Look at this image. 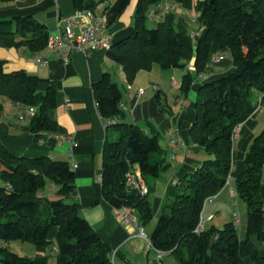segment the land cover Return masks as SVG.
<instances>
[{
	"label": "trees",
	"instance_id": "obj_1",
	"mask_svg": "<svg viewBox=\"0 0 264 264\" xmlns=\"http://www.w3.org/2000/svg\"><path fill=\"white\" fill-rule=\"evenodd\" d=\"M165 0H137L134 14L135 33L115 43L108 56L132 83L141 70L154 64L168 68H186L195 59L202 73L211 59L213 45L228 48L236 70L226 76L201 84L195 102L196 119L190 128L194 144L212 156L194 172L168 187V202L157 214V224L150 237L159 252H171L181 264H244L239 251V234L234 222L223 227H196L205 200L227 184L232 169L233 133L256 109L255 92L264 99V0H170L185 9L197 7L199 19L205 21L196 44L188 34L160 22L147 26L149 9ZM78 9L104 12L110 0H77ZM47 26L34 15L0 18V47H27L33 53L45 50L49 38ZM0 59V98L19 106L34 108L31 131L55 133L58 122L52 117L57 106V89L41 83L49 80L25 69L5 70ZM190 72L183 76L181 91L192 85ZM99 113L107 126L114 127L115 139L107 137L100 170L103 193L116 209L129 208L145 224L155 215L150 190L146 195L129 190L125 179L138 167L142 176L158 177L168 163L162 157L161 135L146 132L136 123L125 120L120 103L119 84L105 72L94 84ZM1 107V106H0ZM0 159L13 165L2 173L7 184H0V240L30 243L36 254L29 256L0 248V264H48L49 235L58 228L56 264H111L112 248L102 241L87 218L81 214L75 171L65 160L50 156H14L0 138ZM246 168L237 177L235 191L247 204L246 243L256 264H264V255L251 240L256 235L264 241V206L257 198L264 176V128L254 139L245 157ZM48 180L56 187L55 197L40 196Z\"/></svg>",
	"mask_w": 264,
	"mask_h": 264
},
{
	"label": "crops",
	"instance_id": "obj_2",
	"mask_svg": "<svg viewBox=\"0 0 264 264\" xmlns=\"http://www.w3.org/2000/svg\"><path fill=\"white\" fill-rule=\"evenodd\" d=\"M193 1L197 4L200 0ZM173 3L175 4L173 9L164 11H157L155 6H152L148 11L149 13L154 11V13L152 17H148L147 26H149L148 22H151L153 27L160 22H165L177 31L190 35L195 45L206 23L199 19L200 10L197 7L185 9L178 2ZM136 5L137 0H110L108 3L102 13L103 30L111 36L112 43L135 33ZM78 11L77 0H0L1 19L32 14L47 26L49 34L61 30L67 20L75 17ZM196 34L198 36L194 38ZM39 54L47 58L46 64L37 63L36 56ZM0 59L5 60L4 67L8 72L25 69L31 74L49 80L41 83L39 89L45 91L48 86L57 89V106L52 111V117L58 122L57 133L76 140L75 145L55 141L41 143L38 135L31 131L30 119H18L23 107L1 97L0 138L9 152L14 156H50L53 159L77 163V167L74 168L77 195L70 197L69 201L80 204L81 214L89 220L102 241L116 251V255L111 257V264H181L171 252H159L152 247L150 243L152 233L146 236V239L147 237L149 239L148 244L140 235V221L137 225L126 222L120 215V211L116 210L104 196L100 170L103 164L105 141L109 137V128H107L106 120L99 113L94 84L105 72H108L111 78H117L114 77L115 73H112L117 68L126 82L125 92L122 91L123 102L127 105L125 120L138 124L150 134L158 132L164 140V144H161L164 151L162 157L166 158L168 166L158 177L152 179V183H149L148 178L145 179L151 198L156 205L158 188H161L159 192L161 194L162 191L167 192L169 186L194 172L203 164V161L212 157L201 146L192 142L190 128L196 119L195 102L201 84L236 70L229 49H221L213 45L211 59L202 73L197 72L193 58L183 69H165L159 64H154L150 70H141L132 83L127 82L120 65L109 58L107 50L94 46H91L87 52L74 51L68 62L61 60L49 50L33 53L24 46L0 47ZM187 72L191 73L193 82L189 91L183 93L181 85L183 76ZM127 84L131 85L130 90L127 89ZM141 88L143 93L137 98V92ZM253 101L257 105L256 109L239 125L234 137L229 180L204 209L205 219L213 215V218L206 222L207 228L211 226L220 228L226 223L234 222L236 210L231 211L229 208L232 203L238 205V200L233 202L232 200L239 196L232 190L237 177L246 168L247 152L256 136L264 128V99L258 93ZM174 137L179 138L180 148L172 155L169 141ZM13 167L0 159V184H7V179L2 172L12 170ZM135 168L138 167L135 166ZM55 191L56 187L52 183L48 193L42 191L39 195L53 198ZM257 198L264 206V176ZM168 201L166 196L158 212ZM238 215L239 222L236 227L237 231L240 227V232L238 231L240 255L244 264H256L246 243L248 212L243 224L240 212ZM57 231L58 228L54 227L49 235L54 254L58 248ZM251 240L264 255V241L256 235H252ZM146 247L149 249L146 257L140 258L139 253L141 250L143 253ZM30 249L31 252L26 254L34 256L35 251Z\"/></svg>",
	"mask_w": 264,
	"mask_h": 264
},
{
	"label": "built area",
	"instance_id": "obj_3",
	"mask_svg": "<svg viewBox=\"0 0 264 264\" xmlns=\"http://www.w3.org/2000/svg\"><path fill=\"white\" fill-rule=\"evenodd\" d=\"M175 4L170 0H165L160 2L155 6L157 11H164L173 9ZM101 8L98 13L91 10H79L78 14L75 17L69 18L65 26L56 33L49 35L46 50H49L61 60L68 62L70 61L71 55L74 51H84L94 46L96 48H102L109 50L112 46L111 36L104 32L103 30V15L101 13ZM154 11L148 13V17L153 16ZM80 29V31H77ZM198 34L194 36L197 37ZM37 63L44 65L47 63V58L41 54L36 56ZM127 89H131V85L127 84ZM143 93V89H139L136 97L139 98ZM122 110H127V105L125 102L120 103ZM35 114L34 108L25 107L19 113L18 119L23 120L26 118H32ZM112 121H106V125L111 124ZM239 126H237L233 133V138L235 137ZM39 141L41 143H49L55 141L57 143L69 142L72 145L76 144V140L61 133H51V132H41L38 134ZM180 148V140L178 137L171 138L169 141V149L172 155ZM71 167L74 169L77 167L76 162L70 163ZM229 180V179H228ZM126 187L129 190L139 192L142 195H146L149 192L148 184L145 178L142 176L138 168L132 169L125 179ZM235 193V189L232 190ZM215 198V195L208 197L203 206V211L200 215L199 223L196 227L197 232L204 230L207 220H211L213 215L209 216L207 219L204 218V209L209 202H212ZM120 215H122L126 222H131L135 225L138 224V218L135 215V211L129 208H124L120 210ZM234 223L235 225L239 222L238 212H234ZM140 235L146 237V233L143 227H139Z\"/></svg>",
	"mask_w": 264,
	"mask_h": 264
},
{
	"label": "rangeland",
	"instance_id": "obj_4",
	"mask_svg": "<svg viewBox=\"0 0 264 264\" xmlns=\"http://www.w3.org/2000/svg\"><path fill=\"white\" fill-rule=\"evenodd\" d=\"M148 23H149L148 25L150 27H153L151 22H148ZM112 73L113 74L115 73L114 77H117V78H112V79L113 80L115 79L114 81H116L119 84L121 90L123 92H125L126 82L122 79V77H121L120 73L118 72L117 68H115ZM257 95H258V92H255L254 96H253V99H256ZM115 134H117L116 129H114V127H109V137H110V139H115V137H116ZM161 144H164V140L162 138H161ZM147 178L149 180V183H152L151 181H152L153 177H147ZM51 184H52L51 181L48 180L47 185H46V187L44 189L45 192H47V193L49 192V190L51 188ZM160 189L161 188H158V190H157L158 193H157V202H156L155 210H154V212H155L154 217L152 218V220H150L149 222H147L145 224H142L141 222H139V224L141 225L139 227H143L144 228L145 233H146L147 236L152 233L151 231L155 228V226L157 224V219H158L157 218V215H158L157 213H158V210L161 207V205H162V203H163V201H164V199L166 197V192L162 191V194L159 193V192H161ZM235 200L236 201L238 200V205L237 206L234 205V203H232ZM232 202H231L232 204H230V208L229 209L231 211L233 209H235L238 213L240 212V214L242 216V219H243L242 224L245 223V220L247 219V204H246V202L243 199H241L240 197L234 198L232 200ZM135 215L137 216V218L139 217L136 212H135ZM138 221H139V218H138ZM238 231L240 232V227H238ZM144 240L149 244L148 237H147V239H146V237H144ZM138 245H140V244L138 243ZM2 246H7L11 250L16 251V252H18L20 254H26V253H29V251L31 252L30 248H32L33 251H35V248L33 247V245H31L30 243H24V242H21V241H11L9 243H6V242L0 240V248ZM51 248H52V246L50 245V249H48L49 252H50V258H49V263L48 264H56V255L54 254V250H52ZM148 250H149L148 247H146L143 250V253H142V250H141V253H139L140 258H145ZM35 254H36V252H35ZM115 255H116V251H113L112 252V258ZM0 258H1V254H0Z\"/></svg>",
	"mask_w": 264,
	"mask_h": 264
},
{
	"label": "water",
	"instance_id": "obj_5",
	"mask_svg": "<svg viewBox=\"0 0 264 264\" xmlns=\"http://www.w3.org/2000/svg\"><path fill=\"white\" fill-rule=\"evenodd\" d=\"M211 3L213 4L214 3V0H211Z\"/></svg>",
	"mask_w": 264,
	"mask_h": 264
}]
</instances>
